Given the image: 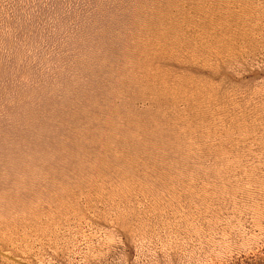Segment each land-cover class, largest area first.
I'll use <instances>...</instances> for the list:
<instances>
[{
	"label": "rangeland",
	"instance_id": "374dc122",
	"mask_svg": "<svg viewBox=\"0 0 264 264\" xmlns=\"http://www.w3.org/2000/svg\"><path fill=\"white\" fill-rule=\"evenodd\" d=\"M0 264H264V0H0Z\"/></svg>",
	"mask_w": 264,
	"mask_h": 264
}]
</instances>
